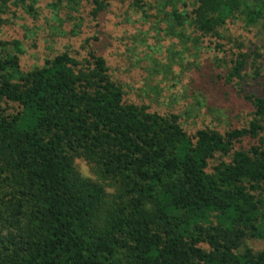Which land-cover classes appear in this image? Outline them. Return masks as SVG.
<instances>
[{"label":"trees","instance_id":"1","mask_svg":"<svg viewBox=\"0 0 264 264\" xmlns=\"http://www.w3.org/2000/svg\"><path fill=\"white\" fill-rule=\"evenodd\" d=\"M42 1L0 0V264H264V248L245 244L264 240V0H132L126 10L142 35L198 51L208 41L207 72L197 67L192 81L203 98L248 112L223 125L210 106L213 122L198 127L190 119L201 101L182 111L176 101L154 105L142 89L130 97L92 47L97 37H80L101 25L111 0H89L86 14L84 0H46L41 12ZM18 9L37 18L30 31L43 30V17L54 38L68 23L80 44L29 65L22 42L8 39ZM230 25L252 36L228 38ZM156 64L168 81L174 70ZM247 139L248 149L236 148ZM231 152L209 169L216 153Z\"/></svg>","mask_w":264,"mask_h":264},{"label":"rangeland","instance_id":"2","mask_svg":"<svg viewBox=\"0 0 264 264\" xmlns=\"http://www.w3.org/2000/svg\"><path fill=\"white\" fill-rule=\"evenodd\" d=\"M131 1L132 0H111V6L106 13H103L99 20L101 25L95 28L96 23L93 24L95 27H93L92 24L90 26L89 23L88 25L91 28H87L80 36L82 39L89 36L97 37V39L93 38L90 41L93 45L92 47L94 49H99L100 52L105 55L108 64L113 68L114 77L126 83L130 92L129 96L137 100L141 93L140 89H142L144 91L143 95H145L146 92L149 93V97H146V99L147 101L153 100L154 105H158L157 103H159L162 106H168L169 103L167 101H176L179 104L178 109L182 111L191 108L193 105L197 106L198 102L201 101L204 105L197 107L198 112H201V117H194L198 112L192 108L194 113L191 115L192 119H190V123L197 127L213 122L216 115L208 111L210 106L219 108L218 115L221 116V119L217 121L218 123L222 122L221 124L224 125V123H227V120L231 123H239L240 121L237 119L239 112L237 110L242 109V112H248V110L242 107H238L234 110L229 101L219 99L217 94L211 93L212 95L203 98L207 94L204 93V96H202L201 90L197 89L195 86L197 83L192 81L194 77L199 76L197 67H200L204 74L207 72L208 63L205 61H208L210 51L212 57V50L206 45L208 41L204 44L205 46H202L201 51H198L193 48L192 42H189L187 46H185L176 37H168L164 34L159 35L156 31L154 33L151 32L142 35L138 30L139 25L135 23L130 25L131 22L125 23V19H129L126 10L130 7ZM88 2L89 0L83 1V5H85L84 14H86V9L87 11L90 9V3ZM46 3L47 1L44 0L42 3L36 4V7H41L40 10L42 12ZM18 10L20 11L21 18L16 24H8L10 28L8 30V39L9 41L19 39L22 42V48L24 50L23 58L29 65L42 62L44 58L51 56L68 43L80 44V38H72L73 35L70 33L72 28L68 23L64 25V32L61 30V32L56 31L55 34L52 35L54 38H50L48 33L52 31L46 19L42 17L39 22L40 26H44L43 30L40 32L38 29L30 31L29 27H37V18L28 15L26 9ZM118 13H120L121 17L118 16ZM5 16L8 17V15ZM136 18L137 16L134 15L131 21L135 22ZM4 25L5 24H3V26ZM98 30L101 31L99 39L98 35L95 33ZM224 31L228 38H238L241 41H248L250 36H252L238 25H230ZM64 33L68 34L62 35ZM46 34L47 36H45ZM44 36L46 39H42ZM61 36L65 38H60ZM261 38H264V31L261 34ZM37 39L40 40L37 41ZM259 39L257 40L258 43ZM259 46L261 54L264 55V40ZM184 47H190L191 51L186 53L183 50ZM168 49L173 52L172 57ZM153 51H155V59L145 57V55ZM214 55H217V53H214ZM168 56L171 57L169 62H167ZM157 60H162L174 70L173 75L169 74L168 81H165L163 74L154 68L157 66ZM261 62H263L264 68V61ZM182 78L184 79L183 84L190 82L189 87L181 88L179 86L182 90L178 91H176L175 88H166L163 92L158 93V86L160 88L164 86L167 87V85H172ZM193 93L194 98H191ZM241 146L248 149L250 147L249 140H243L240 143L237 142L236 148ZM231 156L232 152L228 155L216 153L215 157L211 160L209 169L221 160L230 161ZM76 164L82 174L95 178L87 161L78 158ZM245 244L254 249L264 248V240L261 239L248 238Z\"/></svg>","mask_w":264,"mask_h":264},{"label":"clouds","instance_id":"3","mask_svg":"<svg viewBox=\"0 0 264 264\" xmlns=\"http://www.w3.org/2000/svg\"><path fill=\"white\" fill-rule=\"evenodd\" d=\"M105 193H106V195H112L113 194L111 188H105Z\"/></svg>","mask_w":264,"mask_h":264}]
</instances>
